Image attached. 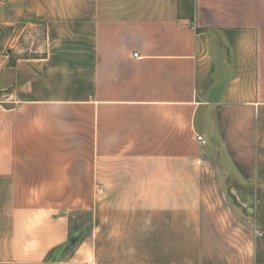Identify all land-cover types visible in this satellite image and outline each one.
Here are the masks:
<instances>
[{
    "label": "crops",
    "instance_id": "obj_1",
    "mask_svg": "<svg viewBox=\"0 0 264 264\" xmlns=\"http://www.w3.org/2000/svg\"><path fill=\"white\" fill-rule=\"evenodd\" d=\"M244 207L264 0H0V264H264Z\"/></svg>",
    "mask_w": 264,
    "mask_h": 264
},
{
    "label": "rangeland",
    "instance_id": "obj_2",
    "mask_svg": "<svg viewBox=\"0 0 264 264\" xmlns=\"http://www.w3.org/2000/svg\"><path fill=\"white\" fill-rule=\"evenodd\" d=\"M262 198H260L259 196H252V197H249L247 198L246 200V204L247 205H250L252 207H255V206H259V202ZM234 202V200H233ZM254 211H249V210H246L245 207H244V211H243V214L245 215V217L247 218H250L252 219V223L254 224V226H257L258 227V231L255 232V234H257V237L259 238L258 239V242H257V252H258V255L260 256V258H263L264 257V233L262 232L259 233L260 231L264 230V223L262 222V218L264 216V211L262 213H260V215L256 218V216H254ZM89 216H82L81 220L85 221V220H88L89 221Z\"/></svg>",
    "mask_w": 264,
    "mask_h": 264
},
{
    "label": "built area",
    "instance_id": "obj_3",
    "mask_svg": "<svg viewBox=\"0 0 264 264\" xmlns=\"http://www.w3.org/2000/svg\"><path fill=\"white\" fill-rule=\"evenodd\" d=\"M135 56H138V53H136V54H134ZM197 139L199 140V141H201L202 143H205L206 142V140L204 139V137L202 136V135H197Z\"/></svg>",
    "mask_w": 264,
    "mask_h": 264
},
{
    "label": "water",
    "instance_id": "obj_4",
    "mask_svg": "<svg viewBox=\"0 0 264 264\" xmlns=\"http://www.w3.org/2000/svg\"><path fill=\"white\" fill-rule=\"evenodd\" d=\"M249 211H253V208H249Z\"/></svg>",
    "mask_w": 264,
    "mask_h": 264
}]
</instances>
